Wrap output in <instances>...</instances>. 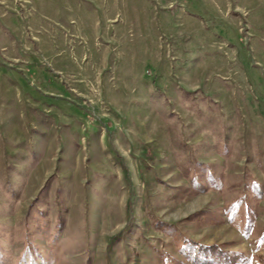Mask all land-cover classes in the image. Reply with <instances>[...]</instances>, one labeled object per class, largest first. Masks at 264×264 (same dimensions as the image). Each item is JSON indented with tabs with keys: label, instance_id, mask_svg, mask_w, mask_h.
I'll return each instance as SVG.
<instances>
[{
	"label": "rangeland",
	"instance_id": "rangeland-1",
	"mask_svg": "<svg viewBox=\"0 0 264 264\" xmlns=\"http://www.w3.org/2000/svg\"><path fill=\"white\" fill-rule=\"evenodd\" d=\"M11 132L0 264H264V0H0Z\"/></svg>",
	"mask_w": 264,
	"mask_h": 264
},
{
	"label": "crops",
	"instance_id": "crops-1",
	"mask_svg": "<svg viewBox=\"0 0 264 264\" xmlns=\"http://www.w3.org/2000/svg\"><path fill=\"white\" fill-rule=\"evenodd\" d=\"M104 10H106L107 11V13H108V11H109V7H107V5L105 6V8H103ZM107 21H110V23H112V21H113V19L110 17V16H108V15H106V18H105V20H104V25H103V30H104V32H105V34H108L109 32H110V28L109 27H111L110 25H107L108 23H107ZM46 53H47V55H45V56H47V57H49V58H55V57H57V50H52L51 48L50 49H48V50H46ZM23 82H22V84L21 83H19V85L22 87V89H23V87H24V83H25V81L24 80H22ZM4 84H5V88H4V95H5V97H9V96H15L16 94H18L19 93V95H21L22 96V93H20V90H18V93H16V89H14V87L12 86V84L11 83H7V82H3ZM10 92H12V94H9ZM21 98V97H20ZM9 104V99H5V100H3V102L1 103V105L3 106V108H7L8 105ZM15 134H13L12 132L9 134V136H8V139H11L10 140V143H7V144H3L1 147H0V154H6V153H11V154H13V152L14 151H12V149H16L17 147H19V146H17V145H11L12 144V140H14L15 138V136H14ZM20 148V147H19ZM20 150H21V148H20ZM37 150H40L41 151V153H39V154H44V155H46V154H48V151H47V149H45V150H43V149H41V148H38L37 147ZM48 158H50V157H48ZM6 160V157L5 156H3L2 157V160H3V163H5V160ZM46 158L44 157V158H42V156H41V158H37V169L39 170L40 169V171L42 170V169H50V168H52L51 166H49L48 165V167H47V164H46V161H44ZM44 179V178H43ZM40 181H46V179L45 180H42V177H41V175H39V178H38V180H37V186H40L41 185V182Z\"/></svg>",
	"mask_w": 264,
	"mask_h": 264
}]
</instances>
